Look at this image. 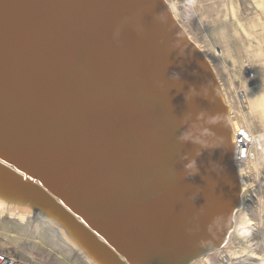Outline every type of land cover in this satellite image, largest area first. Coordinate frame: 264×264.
<instances>
[{"label":"water","instance_id":"1","mask_svg":"<svg viewBox=\"0 0 264 264\" xmlns=\"http://www.w3.org/2000/svg\"><path fill=\"white\" fill-rule=\"evenodd\" d=\"M232 107L167 0H0V210L85 264H192L243 209Z\"/></svg>","mask_w":264,"mask_h":264},{"label":"rangeland","instance_id":"2","mask_svg":"<svg viewBox=\"0 0 264 264\" xmlns=\"http://www.w3.org/2000/svg\"><path fill=\"white\" fill-rule=\"evenodd\" d=\"M258 2L259 1L257 0H194V10L190 11L188 14L191 16V21L187 26L189 27L188 29L191 37L206 53V56L212 64L220 82L224 86L227 96L233 101L234 108L236 107L235 92L237 90H244L246 92V110L244 111H247L246 113L248 115H246L245 112L244 113L248 118V122H250L248 123L250 125L249 127L253 129L252 131L255 135H264V63H258L257 70V68H253L249 63H239L238 61L229 63L227 60L225 61V57L218 56V52L220 51L216 50V47L212 46L209 41L210 38H208L210 35L207 33L211 29L210 24L207 21L208 18L220 14L223 16V18H221L222 23L220 26L225 24L229 27L236 24V26L240 29V34L246 33L249 36L248 30L250 27L248 28V26L250 24L248 25V21H250L252 17L248 7L251 5L253 8H257L259 7ZM246 8H248V11ZM200 12L204 13V19L199 18L198 15ZM229 14H231V16ZM216 25L217 24H214V26ZM253 30L256 32L254 24ZM202 37L205 41L202 40ZM239 37V39L242 40V35H239ZM242 50L241 46L231 47V52L233 54H238ZM246 66H248L249 69L248 67L246 68ZM250 72L255 73L254 79H249ZM259 142L261 146L260 150H262L264 155V136L259 139ZM251 163L249 165L251 174L250 178L252 179L253 185L256 187L261 186L260 195L263 200L264 214V174H260V170L263 171L264 166L261 162L257 165L256 170V166ZM252 217V220H259V218H257V213H252ZM250 238L252 243L254 242L256 244L258 255L263 256L264 237L260 236L256 232L251 235ZM32 246H34V243L30 244L26 238H22L21 240L15 238L13 243H7L1 238L0 234V250L8 251L23 261H31L37 264H60V255L58 257L57 252L53 251V253H50L46 248H39L37 246L36 249H34ZM245 260L251 261V259L248 258Z\"/></svg>","mask_w":264,"mask_h":264},{"label":"bare ground","instance_id":"3","mask_svg":"<svg viewBox=\"0 0 264 264\" xmlns=\"http://www.w3.org/2000/svg\"><path fill=\"white\" fill-rule=\"evenodd\" d=\"M171 7H172V11L175 13L174 7L173 6ZM198 16L200 19H204L205 17L203 12H200ZM188 28L189 27L187 25L184 26V29L187 32V34L190 36L192 40H194L191 37L190 31ZM196 44L200 47V45L197 42ZM201 50L203 51L202 48ZM204 54L206 55L205 52ZM218 56H221L220 52H218ZM222 88L226 95L228 103L233 108V101L227 96L223 85H222ZM244 112H242L241 119L239 121L237 119H234L235 120L234 130H239L240 127L245 125L248 128V131H250L252 137L255 140V146H254V151L252 154L251 162L256 166V170H257V165L259 163L262 162V165L264 166V155H263L262 150H260L261 146L259 142V139L264 135L254 134V132L252 131L253 129L249 127L250 125L248 123L250 122H248L247 120L248 118L247 116H245V113L247 111L245 113ZM246 115L248 114L246 113ZM260 171H261L260 174H264V170L263 171L260 170ZM238 172H240V170ZM247 178H250V175H248ZM241 180H242V189H243V209L242 210H244V208L246 210V207H247V203H246L247 199L245 197V194L247 191L246 177L242 175ZM252 219L253 218L251 217L244 218L241 223H237L234 233L230 235L229 240H228L229 243L226 248H228L231 245V242L234 241L235 239H238V242L240 243L239 248L233 251L234 254H240L242 256L243 255L247 256L248 254H251L252 256L257 258L256 244L252 243L250 236H251V231L252 232L257 231L259 229L260 233L262 232L263 219L259 218V220L257 221L252 220ZM0 234H1V238L7 243H13L15 238H18L20 240L22 238H26L30 244L34 243V246H32V248L34 249H36V247L38 246L39 248L42 247V248L48 249L50 253L51 252L53 253V251H55L57 252L58 257L60 255V260H59L60 264H85L82 259L77 258L78 254L74 253V250L64 241L62 236L55 233L48 226L35 222L32 219V216H27L21 213H9L7 212V210H4V209L0 210ZM211 257L212 256H208V257H205L204 259H199L192 264H203L207 262L210 263Z\"/></svg>","mask_w":264,"mask_h":264},{"label":"built area","instance_id":"4","mask_svg":"<svg viewBox=\"0 0 264 264\" xmlns=\"http://www.w3.org/2000/svg\"><path fill=\"white\" fill-rule=\"evenodd\" d=\"M171 6L174 7L175 13L174 16L177 21L183 26L189 25L191 21V16H189V12L194 10V0H167ZM249 69V67H248ZM255 73H249V79H254ZM235 100L236 107L232 108V120L235 123L234 119L238 121L241 119V114L245 110V102H246V92L244 90H237L235 92ZM235 132V147H234V164L236 165L239 174L242 179V175L246 177V210H241L240 213L236 217V224L241 223L244 218H253L252 213H257L260 219H263V200L261 198V186H255L252 184V179L247 178L250 174V166L249 164L252 161V154L254 151L255 140L252 137L248 128L243 125L239 130H234ZM242 181V180H241ZM259 233L257 231H251V235L254 233ZM254 243V242H253ZM240 243L238 239H235L231 242V245L228 248H225L219 251L217 254L211 257V262H207L205 264H239L244 262L246 258L254 261L255 264H264V256L258 255L257 247V258L248 254L247 256H242L240 254H234L233 251L238 249ZM214 259V261H213ZM0 264H37L31 261H23L18 257L14 256L12 253H9L5 250H0Z\"/></svg>","mask_w":264,"mask_h":264},{"label":"crops","instance_id":"5","mask_svg":"<svg viewBox=\"0 0 264 264\" xmlns=\"http://www.w3.org/2000/svg\"><path fill=\"white\" fill-rule=\"evenodd\" d=\"M254 1V0H253ZM259 1V7L253 8L251 5L249 8L250 15L252 19L248 21V34L242 33L240 34V29L236 26L235 21L232 26H227L225 24L221 25V16L220 14L211 16L208 18V23L210 24L209 32V41L212 46L216 47L219 50L222 57H225V61L231 62H239V63H249L252 65L253 68H257L258 70V63H264V0H257ZM250 3V2H249ZM251 4V3H250ZM248 8L246 10L248 11ZM231 16V14H229ZM257 15V16H255ZM250 17V18H251ZM214 24H217L214 26ZM253 24L256 29V32L253 30ZM236 32V33H234ZM239 35H242L240 40ZM202 40L204 38L202 37ZM232 46H241L243 49L238 54H233L231 52ZM261 57V58H260ZM248 66H246L247 68ZM260 70V69H259ZM264 194V188H263ZM260 236L264 237V214H263V229L262 232L258 233ZM264 256V249L262 252ZM249 259V258H248ZM239 264H255L252 260H244Z\"/></svg>","mask_w":264,"mask_h":264}]
</instances>
